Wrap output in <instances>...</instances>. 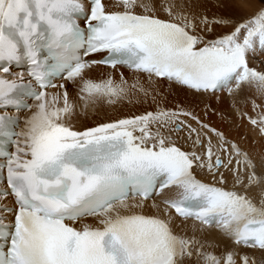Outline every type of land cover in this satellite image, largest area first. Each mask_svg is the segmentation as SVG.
I'll use <instances>...</instances> for the list:
<instances>
[{
  "label": "snow or ice",
  "instance_id": "snow-or-ice-1",
  "mask_svg": "<svg viewBox=\"0 0 264 264\" xmlns=\"http://www.w3.org/2000/svg\"><path fill=\"white\" fill-rule=\"evenodd\" d=\"M0 264H264V0H0Z\"/></svg>",
  "mask_w": 264,
  "mask_h": 264
},
{
  "label": "bare ground",
  "instance_id": "bare-ground-1",
  "mask_svg": "<svg viewBox=\"0 0 264 264\" xmlns=\"http://www.w3.org/2000/svg\"><path fill=\"white\" fill-rule=\"evenodd\" d=\"M213 10L215 11L216 9H213ZM252 10L253 9H239L236 7H231V8L221 10V14L239 16V15L250 14ZM120 71H124L126 77L129 75L127 73L126 69H121ZM118 75H119V73H117V78H118ZM167 88H168L167 82H164V84L161 87V97H160V102H161L162 106H164L166 108L175 109L178 102H182V101L186 102L188 104V107L192 106V103H191L192 97L189 93H187L186 91H180L179 89H176L175 87L173 88V90L171 92H166L165 90ZM221 95L226 97V94H221ZM226 101H223V103L221 105H217L215 102V99L213 98L211 103H212L213 108L220 107L221 110H223V112H224V110L225 111L227 110L226 113L224 112V114H225V116H227L229 124L223 123L220 120L219 116H215L211 113L209 114L211 117L210 122L220 130H226L229 126H231L233 128V131L230 133V137H229L230 139L238 138V135L239 136L246 135L248 137L249 142L255 140V141H257V144H259L260 138L257 137L250 130V126L247 125V122L242 121L239 117L235 116L232 109H231V111H228L230 108L228 109V104H227L228 101H227V103H226ZM183 102L180 105L184 106ZM183 106H181V107H183ZM202 108H203V105H201L199 108H195V111L198 115H201V116L203 115ZM245 110L248 111L250 115H252V113L250 111V105H249V108L245 109ZM9 113H12V112L9 111ZM88 123L91 124L92 121L89 120ZM237 125H239L238 128L236 127Z\"/></svg>",
  "mask_w": 264,
  "mask_h": 264
},
{
  "label": "rangeland",
  "instance_id": "rangeland-1",
  "mask_svg": "<svg viewBox=\"0 0 264 264\" xmlns=\"http://www.w3.org/2000/svg\"><path fill=\"white\" fill-rule=\"evenodd\" d=\"M227 99H224V101H226ZM228 101V100H227ZM226 101V103H227ZM183 102V101H182ZM182 102H178V104H182ZM166 103V102H165ZM184 103V106L183 105H180V106H183V107H188V104L186 102H183ZM228 104V109L230 108L229 106V102L227 103ZM191 106V105H190ZM192 107V106H191ZM223 111V110H222ZM227 111V110H226ZM226 111L224 110V112L226 113ZM228 111H231V108L228 110Z\"/></svg>",
  "mask_w": 264,
  "mask_h": 264
}]
</instances>
